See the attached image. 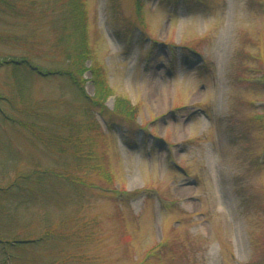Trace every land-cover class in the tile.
Segmentation results:
<instances>
[{
	"label": "rangeland",
	"instance_id": "rangeland-1",
	"mask_svg": "<svg viewBox=\"0 0 264 264\" xmlns=\"http://www.w3.org/2000/svg\"><path fill=\"white\" fill-rule=\"evenodd\" d=\"M25 1L0 7V240L54 238L0 264H264V0H79L77 84Z\"/></svg>",
	"mask_w": 264,
	"mask_h": 264
},
{
	"label": "trees",
	"instance_id": "trees-1",
	"mask_svg": "<svg viewBox=\"0 0 264 264\" xmlns=\"http://www.w3.org/2000/svg\"><path fill=\"white\" fill-rule=\"evenodd\" d=\"M29 5L34 6L32 0ZM16 3H26L24 0H0V7L6 10L15 9ZM53 6H55L58 13L52 18L51 24L54 32L56 33L55 46L59 48L62 54L68 59L72 60L70 68L64 70H46L47 74H63L69 78L74 84H77V73L81 75L86 71L85 64L88 59L92 60L90 49L86 44V33H85V24L83 21V5L79 0H52ZM0 11H3L0 9ZM6 61L0 62V65L5 64ZM8 63L16 65L29 66L32 64V61L27 56H23L19 61L10 60ZM14 66V67H15ZM33 68L37 69L36 66ZM92 79L95 86V97H87L83 92V87L78 86V89L93 105L101 106L105 98L111 94L110 88L107 84L106 78L102 75L100 67H92ZM41 71V70H40ZM42 72V71H41ZM81 77V76H80ZM115 109H119L125 114L134 113L133 107L129 100H122L118 98L115 103ZM100 109H102L100 107ZM73 129V128H72ZM72 139L77 141L76 134L71 135ZM41 139V138H39ZM72 139H59V141L64 142V140L72 141ZM42 140V139H41ZM89 153V152H88ZM77 160H75L74 166L79 168L81 165L80 157L84 158L86 155H77ZM19 177V178H18ZM18 179L29 180L31 176L28 175H18ZM17 179V180H18ZM44 234V235H43ZM42 235L43 239L41 240L38 237L32 238L36 240L31 241H16L15 239L2 241L0 240L1 248L6 252L9 248L13 249H28L34 246L44 245L48 241L53 240L54 232L47 230ZM41 238V236H40ZM7 244V245H5ZM160 245V244H159ZM164 246V245H163ZM162 251L160 248L159 252ZM7 253V252H6ZM190 261V258L188 259ZM9 262V261H7ZM11 264V263H10Z\"/></svg>",
	"mask_w": 264,
	"mask_h": 264
}]
</instances>
